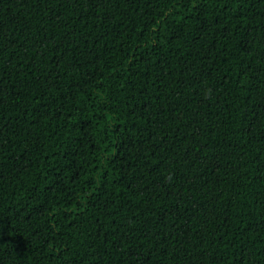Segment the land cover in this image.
<instances>
[{"label":"trees","instance_id":"trees-1","mask_svg":"<svg viewBox=\"0 0 264 264\" xmlns=\"http://www.w3.org/2000/svg\"><path fill=\"white\" fill-rule=\"evenodd\" d=\"M0 264H264V0H0Z\"/></svg>","mask_w":264,"mask_h":264}]
</instances>
